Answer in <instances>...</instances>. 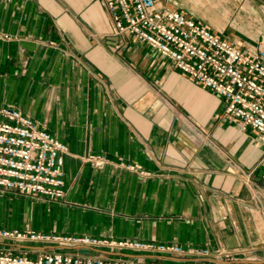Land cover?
Instances as JSON below:
<instances>
[{"label": "crops", "instance_id": "1", "mask_svg": "<svg viewBox=\"0 0 264 264\" xmlns=\"http://www.w3.org/2000/svg\"><path fill=\"white\" fill-rule=\"evenodd\" d=\"M155 1L249 54L263 48L264 0ZM223 104L153 48L118 35L99 0H0V109L12 106L68 146L65 198L0 191V227L244 250L214 264H264V144L227 118ZM90 155L107 162L93 166L84 161ZM29 247L56 251L0 241V251Z\"/></svg>", "mask_w": 264, "mask_h": 264}, {"label": "built area", "instance_id": "2", "mask_svg": "<svg viewBox=\"0 0 264 264\" xmlns=\"http://www.w3.org/2000/svg\"><path fill=\"white\" fill-rule=\"evenodd\" d=\"M99 2L108 12L118 35L136 37L168 59L178 71L196 81L204 90L220 96L224 102L223 114L241 129L257 133L264 144V44L262 49L249 54L184 12L158 8L155 0ZM67 152L68 146L65 143L50 135L30 117L12 106L0 109L2 193L37 200L64 199L63 166ZM84 161L93 166H101L107 159L101 155H90ZM0 241L21 246L29 244L56 248V251L39 252L29 247L18 254L1 250L0 264H153L129 257L106 258L65 251L85 247L92 250L106 248L138 254L206 259L210 264L233 260L244 252L182 247L174 243L23 232L2 227Z\"/></svg>", "mask_w": 264, "mask_h": 264}]
</instances>
